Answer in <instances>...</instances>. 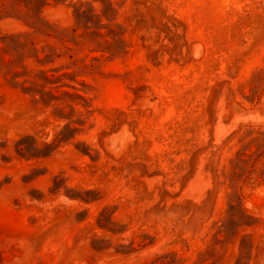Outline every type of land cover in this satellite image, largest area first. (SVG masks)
<instances>
[{
    "label": "rangeland",
    "instance_id": "obj_1",
    "mask_svg": "<svg viewBox=\"0 0 264 264\" xmlns=\"http://www.w3.org/2000/svg\"><path fill=\"white\" fill-rule=\"evenodd\" d=\"M264 0H0V264H264Z\"/></svg>",
    "mask_w": 264,
    "mask_h": 264
},
{
    "label": "bare ground",
    "instance_id": "obj_2",
    "mask_svg": "<svg viewBox=\"0 0 264 264\" xmlns=\"http://www.w3.org/2000/svg\"><path fill=\"white\" fill-rule=\"evenodd\" d=\"M264 258V257H263Z\"/></svg>",
    "mask_w": 264,
    "mask_h": 264
}]
</instances>
